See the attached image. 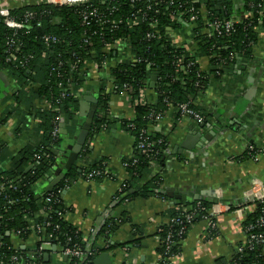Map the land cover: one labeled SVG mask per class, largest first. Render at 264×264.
Instances as JSON below:
<instances>
[{"label": "trees", "instance_id": "1", "mask_svg": "<svg viewBox=\"0 0 264 264\" xmlns=\"http://www.w3.org/2000/svg\"><path fill=\"white\" fill-rule=\"evenodd\" d=\"M160 1V14L155 13V8L148 10L146 19L130 28L138 9H146V2L91 0L93 7L98 9L100 18L91 17L88 22H84L82 14L91 10L88 6H59L46 0H3L0 8V72L6 71L20 90L11 97L16 104L8 106L0 116V127L19 115L16 128L19 133L33 117L38 138L35 147L30 146L14 156L10 168L0 173V187L3 186L0 190L1 260L10 259L16 251L27 258L26 251L15 248L11 234L26 239L33 234L36 225L43 228L40 237L52 240L53 246L62 250L71 248L93 251L94 257L86 260L91 264L106 251L121 247L111 241L119 230V222L108 219L91 236L92 239L86 241L68 222L67 210L62 202L60 191L64 190L66 183L78 178L87 180V175L94 170L105 172L102 163L74 165L66 171V179L59 187L43 197H35L32 190V185L45 177L48 171L62 166L59 153L53 149L60 147L62 139L67 143L66 140L70 137L63 136L60 132L54 137L53 131L60 128L63 117L70 134L80 127L77 113L81 89L89 78L90 67L103 70L105 62L114 58V51L110 53L107 50L109 46L126 40L132 47L133 61L119 64L111 70V79H115L116 85L121 89L128 86L134 90L131 103L134 105L135 118L125 122V128L136 141L135 154L125 161L128 163L129 180L124 193L130 199L150 198L161 188L159 176L152 177V173L164 163L171 139L157 131L158 122L154 118L168 111L171 106L192 102V108L204 117L205 123H210L212 112L201 103L210 84L234 79L237 77V67H248L255 61L257 30L264 28V0H243V6L238 10L232 0ZM170 3L174 5L171 6ZM202 5L208 12L206 19L200 15L197 22H189L188 15L201 10ZM175 14L178 16H174ZM234 18L239 20V24L232 34H227L224 30L213 32L206 25L208 20L223 24ZM10 19L21 27L16 29L8 26L6 23ZM109 22H116L117 27L113 29ZM188 30L192 32V50L177 45L173 38L175 33L182 34ZM150 35L154 37L149 38ZM47 37L56 38L58 42L48 46L44 42ZM10 41H14V47L9 45ZM202 58L209 63L205 72L200 66ZM149 63L155 64L154 71L148 69ZM180 63L186 69H182ZM75 64L78 70L71 69ZM154 74L157 77L154 88L156 101L148 105H135V99L142 90L148 89ZM70 84L73 85L68 88ZM64 89L67 90V98L62 96ZM109 100L108 95L100 96L90 138L102 133L112 124ZM46 103L50 104V108L42 107ZM174 115L177 121H182L177 108ZM147 130L152 131V159L146 158L137 149L142 132ZM90 150L89 146L85 147L80 159L87 157ZM257 155L258 147H255L253 151H246L240 159L252 161ZM10 157L11 153L0 143V164ZM32 165V171L25 173ZM49 197L52 199L50 204L47 203ZM9 201L13 204H8ZM199 203L203 208L197 207ZM244 205L251 206L243 223L245 233L261 235L264 239V224L259 223L264 218V200ZM196 207L200 216L191 224L185 222L184 232L180 235L182 226L174 220H184L185 210H194ZM212 207V201L203 200L177 204L168 212V220L162 226V232H159L162 260L168 261L180 255L181 241L193 226L202 222L204 216L209 217L208 212ZM231 208L236 210L235 206ZM123 220H126L125 216ZM215 233L217 229L211 231L212 235ZM170 235L172 241L168 240ZM100 239L104 240L105 246L100 245ZM168 241L174 243L166 254ZM241 248L243 252L236 253L230 264H264V244L256 245L253 250H249L246 244ZM71 260L72 264H85L84 260ZM37 261L45 264L43 256ZM167 261L162 263L167 264Z\"/></svg>", "mask_w": 264, "mask_h": 264}, {"label": "crops", "instance_id": "2", "mask_svg": "<svg viewBox=\"0 0 264 264\" xmlns=\"http://www.w3.org/2000/svg\"><path fill=\"white\" fill-rule=\"evenodd\" d=\"M232 2L236 10L243 6V0ZM257 32L253 64L244 68L237 67L236 79L213 82L205 91L201 103L212 112L210 123L204 122L201 124L204 128H201L195 122L177 121L173 111L169 110L164 121L157 125V131L169 137L171 142L164 163L152 173V177L159 176L161 188L150 198L130 199L124 193L129 180L125 167L128 163L125 161L135 154L136 141L125 128V122L135 118L134 106L125 93L113 91L109 86L111 70L120 64L121 57L114 53V58L108 59L103 70L90 67V76L81 89L77 113L80 127L70 134L65 118H62L60 133L64 131L65 134H61L70 139L66 140L67 143L62 139L60 147L53 149L59 153L62 166L48 171L45 177L32 185L35 197L40 198L53 192L66 179L65 177L51 191H47L65 170L81 126L91 109L92 103L85 98H94L99 102L100 96L105 94L110 96V117L113 122L102 133L87 140L82 152L89 146V155L80 159V154L73 166L100 162L104 166L106 177L95 181L81 178L70 181L63 186L61 195L68 222L86 241H90L91 236L108 219L119 222V230L111 241L121 247L103 253L110 256L111 264H163L159 230L167 222L168 212L177 204L196 202L195 198L198 196H202L200 201H212L215 204L217 200L210 193L214 191L223 199V204L238 209H251V206L244 204H250L249 199L258 190H251L254 180H259L264 186V158L252 161L240 158L248 151L249 146L264 147V28ZM191 33L189 30L182 34L175 33L174 41L177 45L192 50L194 43ZM208 64L207 59L200 60L202 71H207ZM0 73L6 78H0L2 116L8 106L16 104L11 97L20 89L6 71ZM151 82L150 80L146 96L154 103L157 94L151 88ZM19 119L17 115L0 127V143L11 153V157L0 164V173L10 168L14 156L37 144L38 135L33 117L17 133ZM215 128L219 131L213 140L209 144H200L199 137L204 138L210 131H215ZM184 142L191 146L190 149L181 148ZM172 195L178 196V199L171 198ZM223 204L220 205L222 213L216 219L217 233H208V222L196 224L181 241L180 255L170 258L167 264H221L222 261L225 264L231 263L241 246L246 244L243 229L246 217L240 210L228 212L227 206ZM124 216L126 220H123ZM11 238L16 248L27 253L32 254L38 248L34 233L26 239L15 234H11ZM103 241L100 239V245L105 246ZM52 249L44 253L49 254L48 260L44 258L45 264H72V260L64 255L61 248Z\"/></svg>", "mask_w": 264, "mask_h": 264}, {"label": "built area", "instance_id": "3", "mask_svg": "<svg viewBox=\"0 0 264 264\" xmlns=\"http://www.w3.org/2000/svg\"><path fill=\"white\" fill-rule=\"evenodd\" d=\"M48 3L50 4H54V5H59V6H76V7H84V6H88L91 10H86L83 14H82V18L84 22H88L90 20L91 17H96V18H100V14L98 12V9L93 7V4L91 3V0H46ZM132 3H139V2H146L147 7L146 9H138L137 11V16H135L130 24V28H134L136 26H138L139 24H141L145 19H146V14L148 10H152L153 8H155V13L156 14H160V0H130ZM3 0L0 1V8L2 6ZM171 6L174 5V3H170ZM179 7L181 8L182 6L179 4ZM207 10L204 7V5H202L201 10L197 11V12H193L190 13L189 16V22L195 23L198 21V18L200 15H202L204 17V19H206L207 17ZM180 16H182V14H179ZM250 15V14H249ZM174 16H178V14H175ZM100 21H103L102 19H100ZM13 20H8L7 21V25L8 26H13L16 29L20 28L21 25L20 24H15L13 23ZM108 22V21H105ZM109 24L112 26L113 29H115L117 27V23L116 22H109ZM239 24V20L231 19L225 23H219V22H211V21H207L206 25L208 26V28H210L213 32H221V30H224L227 34H232L235 32V27L236 25ZM155 27V25L153 26ZM154 35H150L149 38H153ZM48 46H50V44H55L57 43V39L53 38V37H47L45 38L44 41ZM14 41H10L9 45L11 47H14ZM90 46H92V44H89ZM188 49V48H187ZM108 52L110 51H114V53H118V55H120L121 57V62L120 64H127L133 61V57H132V47L131 44L129 45V42H127L126 40H122L117 42L115 45L109 46L107 48ZM111 53V52H110ZM108 61V60H107ZM107 61L105 62V65H107ZM104 65V67H105ZM90 67V66H89ZM180 67H182V69H186V66L183 65V63H180ZM72 70H78L79 68L77 67V65H73ZM148 69L149 70H155V64L153 63H149L148 64ZM90 72H91V68H90ZM90 72H89V76H90ZM73 84H70L68 88H71ZM61 86V85H60ZM109 86H111V88L113 89V91H119L121 93H125L129 100L130 103L131 101V97L134 94V90L131 87L125 86L122 89L115 84V79H109ZM146 92L147 90H142L140 92V95L138 98L135 99V105L137 104H141V105H148L150 104V101L147 99L146 96ZM62 96L63 98H67L68 97V93L67 90H63L62 92ZM198 103V102H196ZM132 104V103H131ZM192 102L189 103H185V104H181V105H177L176 107L171 106V108L169 110H172L174 113V110L177 108L178 111L180 112V116L182 118V120L185 121H189V122H195L199 125L203 124L205 119L204 117L198 113L196 110H194L192 108ZM134 106V105H133ZM42 107L46 108H50V104L46 103L44 104ZM175 108V109H174ZM168 111H165L163 114H160V116H156L154 119L158 122V125L161 124L164 121V118L166 116V114H168ZM58 132H60V128H56L53 131V136L57 137L58 136ZM151 133L152 131L147 130V131H143L141 134V139L137 144V149L144 155L146 156V158L148 159H152L153 158V152H152V146L153 144L150 141L151 138ZM90 138V137H89ZM88 138V139H89ZM250 151L255 150V146H249ZM36 157L38 158V156L36 155ZM260 158H264V147L263 148H258V155L256 157V159H260ZM254 159V160H256ZM136 163V160L134 161V164ZM128 165H126L125 167H127ZM106 177V172H102V171H98V170H94L91 173H89L87 175V181H95L97 178H105ZM3 189V186L0 187V190ZM254 189H258L257 191H255V196H252L251 199H249L250 204H254L256 201H263L264 200V186L262 185V183L259 180H254L253 184H252V191ZM64 191V190H63ZM62 190L60 191L63 192ZM216 202L215 204H213V207L211 210H209L208 216H204L202 219V222H208V226H209V231L208 233L211 234L212 230H216L217 229V225H216V219L218 218V216L221 215V207L220 205L223 204L222 203V198L219 197L218 194H216ZM52 202V199L49 197L47 199V203L50 204ZM8 204H13V202L9 201ZM224 206L226 204H223ZM227 206V211H235L232 210V208L228 205ZM199 208H203L201 206V204L199 203L198 206ZM197 207L193 210V208H191L190 210H185V215H184V220H180V221H175V223L179 224L180 226H182V230L180 231V235L184 232V224L185 222L188 224H191L194 220H196V218H198L200 215L198 213ZM49 209V208H48ZM240 210L242 211V213L245 215V217H247L249 215L250 209L243 207V209L241 208H236V211ZM259 223L261 225L264 224V218H261L259 220ZM43 228L41 225H36L33 229V233L37 238V243H38V248L36 249V251L32 254L27 253L28 257L25 258L23 257L18 251H16V253H14L10 259L3 261L0 258V264H40L38 263L37 259L41 256H44L45 252H47L48 250H51L53 246L52 244V240L50 239H44L43 237H40V235L42 234ZM159 232H162V230L160 229ZM246 234V245L248 246L249 250H253L255 248L256 245H263L264 244V239L262 238L261 235H257L254 233ZM168 240L172 241V236L170 235L168 237ZM174 243V242H173ZM171 242H167V252L166 254L169 252V249L171 248V245L173 244ZM16 248V247H15ZM17 249V248H16ZM243 252V248H241L239 250V253ZM63 253L65 256H67L68 258L72 259H79V260H84L85 264H91V262H86V260H89V258H93L95 253L93 251H83L81 249H71V248H67V249H63ZM169 260V259H168ZM165 261L167 260H162L163 263H165ZM168 262V261H167Z\"/></svg>", "mask_w": 264, "mask_h": 264}, {"label": "water", "instance_id": "4", "mask_svg": "<svg viewBox=\"0 0 264 264\" xmlns=\"http://www.w3.org/2000/svg\"><path fill=\"white\" fill-rule=\"evenodd\" d=\"M0 78H2L4 80V78H5L4 74L0 73ZM156 78H157L156 74H154L151 78V81H152L151 82V88H155ZM5 80H6V78H5ZM85 100L87 102L92 103L91 109L89 110L88 115L87 116L85 115L86 118L84 119L85 120L84 124L81 126V132L76 139V143H75V146L73 147L72 154L69 157L67 164L65 165V170L59 174L58 179H56L55 182H53L51 184V186L48 188L47 191H51L57 184H59L63 179H65V177H66L65 171H68L71 169V166H73L74 161L81 154L83 147L85 146V144L89 138V134H90V131L92 128V123H93L94 117H95L97 110H98V101L94 98H85ZM201 128H204V125H201ZM218 131H219V129L215 128V131H210V133L208 135H205L204 138L199 137L200 144L201 143L209 144L213 140V138L216 136V132H218ZM61 133L65 134L64 131ZM190 147L191 146H187V143H185V142L181 145V148H183V149H190ZM33 167L34 166L29 167L27 169V172L32 170ZM210 193L212 194L213 198H216V194L214 191H211ZM173 197L178 199V196L172 195L171 198H173ZM195 200H197V201L202 200V196L196 197ZM55 249H56V246H54L52 250H55ZM44 258H45V260H48L49 254H46L44 256ZM94 264H111L110 256L108 254H102V255L98 256V258L95 259ZM221 264H225V261H222Z\"/></svg>", "mask_w": 264, "mask_h": 264}]
</instances>
